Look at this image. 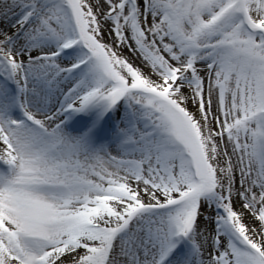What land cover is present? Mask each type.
I'll return each instance as SVG.
<instances>
[{
  "label": "snow or ice",
  "instance_id": "1",
  "mask_svg": "<svg viewBox=\"0 0 264 264\" xmlns=\"http://www.w3.org/2000/svg\"><path fill=\"white\" fill-rule=\"evenodd\" d=\"M0 264H264V0H0Z\"/></svg>",
  "mask_w": 264,
  "mask_h": 264
}]
</instances>
